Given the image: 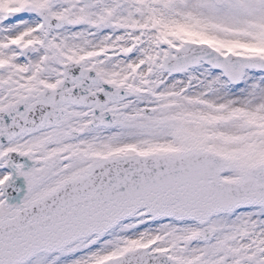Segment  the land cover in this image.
I'll return each instance as SVG.
<instances>
[{"label":"snow or ice","instance_id":"6c2138e0","mask_svg":"<svg viewBox=\"0 0 264 264\" xmlns=\"http://www.w3.org/2000/svg\"><path fill=\"white\" fill-rule=\"evenodd\" d=\"M0 264H264V0H0Z\"/></svg>","mask_w":264,"mask_h":264}]
</instances>
